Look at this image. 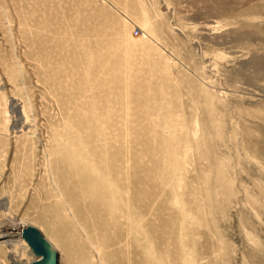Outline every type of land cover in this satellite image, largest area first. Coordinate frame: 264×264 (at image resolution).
I'll return each instance as SVG.
<instances>
[{
    "label": "rangeland",
    "instance_id": "obj_1",
    "mask_svg": "<svg viewBox=\"0 0 264 264\" xmlns=\"http://www.w3.org/2000/svg\"><path fill=\"white\" fill-rule=\"evenodd\" d=\"M0 207L86 264H264V0H0Z\"/></svg>",
    "mask_w": 264,
    "mask_h": 264
},
{
    "label": "bare ground",
    "instance_id": "obj_2",
    "mask_svg": "<svg viewBox=\"0 0 264 264\" xmlns=\"http://www.w3.org/2000/svg\"><path fill=\"white\" fill-rule=\"evenodd\" d=\"M10 110H11L10 113L14 116V118L16 119V122L17 121L22 122V120H24V118H25L24 111L19 109L18 105L14 101H12V103H11ZM110 210L112 211V215L110 217L112 218L113 221H116V219L118 218V215L116 214L115 206L114 205L110 206ZM126 215L127 214H125V216ZM73 218L75 219V221L77 223L76 225L81 229V231L85 235H88V233L90 231V228H88L87 224H85L83 222L79 223L77 221V219H76V216H73ZM91 220L95 221L94 217H91ZM28 227H33V226H31L27 221L22 220V219H8L7 223L0 222V239H2V241H1L2 244L6 245L10 249V252H9L10 258L9 259L12 262V264H16V262L18 263L19 259L26 258L27 257V255L25 254L26 251L29 253L28 255L31 256V257L28 256V262L26 264H32L33 262L38 260L35 257V255L33 254L32 250L30 249V247L27 244V242L22 237L23 229L28 228ZM97 229L98 228H94V231L95 230L97 231ZM76 230H79V229L76 228ZM80 236H82V235H80ZM85 239L87 240L88 243H90L92 245V242H91V240L89 239L88 236H86ZM46 240L50 243V245L57 252V262H56V264H86L87 261H86L85 257H86V254H87L86 253L87 250H86V246L84 245V243H82L80 241L81 240L80 238H79V240L78 239L77 240H71V239L69 240L68 239V241H69L68 245L72 246V248H70V251H69L68 254L66 252H64V253L61 252L59 250V247H57V245L53 241H51V239L50 240L46 239ZM89 248H93V246L92 247L90 246ZM93 251H94V248H93ZM4 262L5 261L0 262V264H5Z\"/></svg>",
    "mask_w": 264,
    "mask_h": 264
},
{
    "label": "water",
    "instance_id": "obj_3",
    "mask_svg": "<svg viewBox=\"0 0 264 264\" xmlns=\"http://www.w3.org/2000/svg\"><path fill=\"white\" fill-rule=\"evenodd\" d=\"M22 237L29 245L35 257L38 259L32 264H56L57 252L50 243L34 227L23 229Z\"/></svg>",
    "mask_w": 264,
    "mask_h": 264
}]
</instances>
